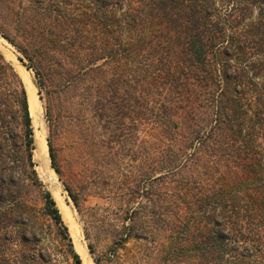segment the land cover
<instances>
[{"label": "trees", "instance_id": "trees-1", "mask_svg": "<svg viewBox=\"0 0 264 264\" xmlns=\"http://www.w3.org/2000/svg\"><path fill=\"white\" fill-rule=\"evenodd\" d=\"M0 35L40 90L88 112L100 157L118 166L122 132L132 144L142 134L159 202L145 188L133 205L130 179L111 181L124 214L114 248L143 240L146 264H264V0H0ZM14 68L0 52V264L54 263L43 219L81 264L33 169ZM48 155L59 175L50 143ZM157 221L159 241L146 235Z\"/></svg>", "mask_w": 264, "mask_h": 264}, {"label": "rangeland", "instance_id": "rangeland-1", "mask_svg": "<svg viewBox=\"0 0 264 264\" xmlns=\"http://www.w3.org/2000/svg\"><path fill=\"white\" fill-rule=\"evenodd\" d=\"M27 1L29 0H17L22 3H27ZM0 37L5 40L1 35ZM8 45L18 59L19 53L11 44L8 43ZM3 57L11 63L8 57L4 55ZM12 66L18 72V67L13 64ZM28 72V81L24 82L22 78L21 81L27 95L33 132V149L31 151L33 169L38 180L53 199L55 198L53 188L47 177L50 176L55 180L58 194L69 210L70 221L79 240L78 244L72 239L67 222L64 221L55 199L54 201L81 264H95L94 259L98 264H146L145 260L141 258L142 249H152V245L148 244L145 247L143 240L131 239L123 247H113V239H117L124 232L122 229L124 214L118 210L112 200L114 187L111 186V181L117 176L122 180L126 176V180L130 179L131 181L128 184L131 191H124L129 194L134 193V195L138 193L137 199L132 200L133 205L146 204L145 194L142 192L145 188H151L150 196L157 203L159 202V180L148 181L146 177L149 171L154 175V178L159 176V172L156 170L153 173L148 169L149 160L141 152L142 134L139 133V140L132 144L128 140L127 131L122 132L121 143H114V149H118L123 154L120 157L119 165L116 166L117 164L113 160L100 157L96 146L90 145V141L99 138L96 133L101 135L102 131L92 124V118L88 112L77 111L79 109L75 103L77 100L73 96L62 97L59 100L56 90L50 85H45L40 90L41 86L33 72L31 70ZM27 83H30L29 88L26 86ZM48 143L54 149L60 169L59 175L51 167ZM118 145H121L120 148ZM130 149L133 150L128 152ZM159 161L160 159L150 165L152 167L154 165L157 169ZM65 186L76 196L77 206L68 196ZM34 203L37 204V207L40 206L39 202ZM149 226L151 227L150 231L136 230L135 234L144 237L145 232L149 231L146 235L159 241V221L154 224L150 222ZM38 228V231L44 233L45 242L53 253V264H73L69 253L64 251L62 243L55 236L54 228L49 221L43 219Z\"/></svg>", "mask_w": 264, "mask_h": 264}, {"label": "bare ground", "instance_id": "bare-ground-1", "mask_svg": "<svg viewBox=\"0 0 264 264\" xmlns=\"http://www.w3.org/2000/svg\"><path fill=\"white\" fill-rule=\"evenodd\" d=\"M0 52L4 56L9 58L13 65L18 67L17 71H18L19 75L21 76V78L23 79L24 82H27L28 81L27 78L29 77V72L26 71L25 68L21 65V63H19L17 61V56L13 53V51H12L11 47L8 45V43L5 40H3L1 37H0ZM38 145H39V143H38ZM40 146H41V144H40ZM47 178L52 185V188H53L52 190H53V193L55 196L54 199L57 202V206L60 209V212L62 213V216L65 219L64 221L67 222V226L69 227L70 235H71L72 239L75 241V243L78 244L79 240H78V238L74 232L73 224L70 221L69 210H68L67 206L65 205V203L62 201V198L58 194V190H57V186L55 184V180L50 176H48Z\"/></svg>", "mask_w": 264, "mask_h": 264}, {"label": "water", "instance_id": "water-1", "mask_svg": "<svg viewBox=\"0 0 264 264\" xmlns=\"http://www.w3.org/2000/svg\"><path fill=\"white\" fill-rule=\"evenodd\" d=\"M17 61H18L19 63H21V65L25 68L26 71H28V70L26 69L25 65L23 64V61H21L20 59H17ZM29 85H30V83H27L26 86L29 88Z\"/></svg>", "mask_w": 264, "mask_h": 264}]
</instances>
